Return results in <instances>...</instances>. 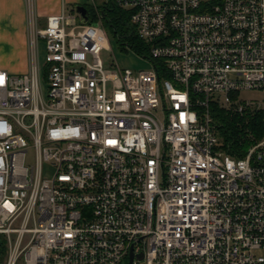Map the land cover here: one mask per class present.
<instances>
[{
  "label": "built area",
  "instance_id": "1",
  "mask_svg": "<svg viewBox=\"0 0 264 264\" xmlns=\"http://www.w3.org/2000/svg\"><path fill=\"white\" fill-rule=\"evenodd\" d=\"M23 1L29 67L0 69L3 264H264V0H113L140 70L102 61L99 21L62 1L40 26ZM216 108L262 115L242 157Z\"/></svg>",
  "mask_w": 264,
  "mask_h": 264
},
{
  "label": "trees",
  "instance_id": "2",
  "mask_svg": "<svg viewBox=\"0 0 264 264\" xmlns=\"http://www.w3.org/2000/svg\"><path fill=\"white\" fill-rule=\"evenodd\" d=\"M87 10L88 22H100L121 49L129 47L147 57L148 46L136 34L130 22V12L117 6L113 0H103L94 8L92 3L82 4ZM155 64V62L153 61ZM218 131L226 153L242 157L262 134V115L259 113H226L216 108ZM5 256V240L0 235V263Z\"/></svg>",
  "mask_w": 264,
  "mask_h": 264
},
{
  "label": "rangeland",
  "instance_id": "3",
  "mask_svg": "<svg viewBox=\"0 0 264 264\" xmlns=\"http://www.w3.org/2000/svg\"><path fill=\"white\" fill-rule=\"evenodd\" d=\"M62 1L65 4L66 12L71 8L75 7L77 4H83L84 2L92 3L94 8H97V6L103 2V0H78L79 1L78 3H73L71 0H62ZM22 4L24 11V29L27 35L26 54L23 55L22 53H18L15 50H10L7 47H3V45L6 43L4 42V40H2V37H0V69L6 70L10 74L24 73L27 71L29 67V62H28L29 44H28V31H27L28 28L26 23V13H25L23 0H22ZM35 4H36V0H35ZM109 39H110V50H104L100 55L103 62L107 63L111 59H113L114 63L117 64L120 68H130L132 70L149 69L151 67L152 63L150 60L139 56V54L136 51H134L129 47H126L125 49L119 48V46L116 44L114 39L110 37V35H109ZM37 44H38L37 45L38 62L40 65H42L45 54L43 41L39 40ZM42 72L43 71L41 68L40 70L41 78L43 76ZM41 83H42V88L45 90L47 86L46 83L44 81ZM239 98L242 100L260 101L263 98V93L259 90H242L239 94ZM26 161L27 163L31 162L32 157L28 156ZM50 171L51 169L48 168L47 172ZM0 264H3V262ZM17 264H22V263L18 262Z\"/></svg>",
  "mask_w": 264,
  "mask_h": 264
},
{
  "label": "crops",
  "instance_id": "4",
  "mask_svg": "<svg viewBox=\"0 0 264 264\" xmlns=\"http://www.w3.org/2000/svg\"><path fill=\"white\" fill-rule=\"evenodd\" d=\"M61 2L62 0H36V13L40 26L45 24L47 16L58 13ZM0 27V37L6 43L3 47L25 55L27 35L24 29L22 0H0Z\"/></svg>",
  "mask_w": 264,
  "mask_h": 264
},
{
  "label": "water",
  "instance_id": "5",
  "mask_svg": "<svg viewBox=\"0 0 264 264\" xmlns=\"http://www.w3.org/2000/svg\"><path fill=\"white\" fill-rule=\"evenodd\" d=\"M75 10L76 12L80 15L81 19H80V23L81 24H86L88 22V16H87V10L86 8L82 5V4H77L75 6ZM139 257H141V255H139ZM131 254H130V257H129V262L128 264H131Z\"/></svg>",
  "mask_w": 264,
  "mask_h": 264
}]
</instances>
